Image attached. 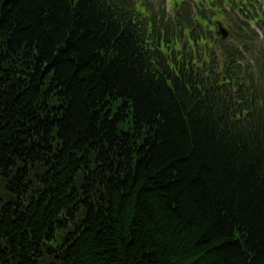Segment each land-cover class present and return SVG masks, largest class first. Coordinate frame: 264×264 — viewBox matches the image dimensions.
Masks as SVG:
<instances>
[{
  "label": "trees",
  "instance_id": "obj_1",
  "mask_svg": "<svg viewBox=\"0 0 264 264\" xmlns=\"http://www.w3.org/2000/svg\"><path fill=\"white\" fill-rule=\"evenodd\" d=\"M103 4L0 0V264H264L260 146Z\"/></svg>",
  "mask_w": 264,
  "mask_h": 264
},
{
  "label": "rangeland",
  "instance_id": "obj_2",
  "mask_svg": "<svg viewBox=\"0 0 264 264\" xmlns=\"http://www.w3.org/2000/svg\"><path fill=\"white\" fill-rule=\"evenodd\" d=\"M47 262H48V260H47Z\"/></svg>",
  "mask_w": 264,
  "mask_h": 264
}]
</instances>
